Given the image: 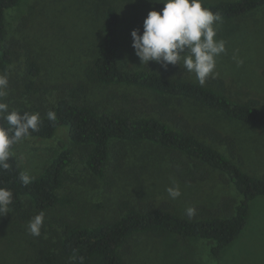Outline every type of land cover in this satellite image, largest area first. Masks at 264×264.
<instances>
[{
  "label": "trees",
  "instance_id": "1",
  "mask_svg": "<svg viewBox=\"0 0 264 264\" xmlns=\"http://www.w3.org/2000/svg\"><path fill=\"white\" fill-rule=\"evenodd\" d=\"M22 1L0 0L1 72H8L15 62V51L7 40L6 14ZM163 7L160 5V11ZM203 7L228 21L264 9V0L203 3ZM119 25L117 8L108 5L95 58L84 70L87 83L63 86L64 96L49 111L40 102L32 107L17 104L11 110L21 115L38 113L40 124L38 131H30L11 146L7 161L10 167L0 169V187L13 193L10 212L0 216V230L23 227L37 214H45L55 206H72L73 197L59 196L58 190L76 182L74 171L79 166L83 165L94 178L105 180L111 189L113 173L124 164L126 146L150 143L169 154L170 167L182 182H204L212 170H217L234 185L240 199L224 197L213 209L197 206L191 218L174 214L166 206L136 207L128 201L118 205L119 215L102 218L94 225L54 217L42 224L40 235L35 236L33 246L39 264H126L123 253L128 251L131 239L142 234L210 240L215 244L212 254L219 258L245 231L252 201L264 197V176L245 173L233 161L239 156L235 140L207 123L192 124L176 103L187 101L221 111L230 119L261 130L264 108L257 100L236 103L207 86L181 79L183 70L177 65L165 70L153 62L141 70H127L118 52ZM27 49L24 95L31 98L39 92L33 78L40 75L42 68ZM88 83L135 87L150 92L151 97L133 98L127 93L110 92L105 103H90L84 100ZM49 112L55 113V120L48 119ZM0 126L9 127L3 119ZM60 128L67 130L69 143H64L44 171L30 178L25 186L20 179L24 172L16 154L18 145L34 138L52 139ZM222 147L229 156L219 149Z\"/></svg>",
  "mask_w": 264,
  "mask_h": 264
},
{
  "label": "rangeland",
  "instance_id": "2",
  "mask_svg": "<svg viewBox=\"0 0 264 264\" xmlns=\"http://www.w3.org/2000/svg\"><path fill=\"white\" fill-rule=\"evenodd\" d=\"M221 1L235 0H203V3ZM108 5L115 6L119 14L118 52L125 68L141 70L153 63L141 64L130 34L134 29L142 34L144 19L152 10L159 12L162 3L155 0H23L6 14L7 40L15 51V62L8 72L0 71V75L8 77L7 94L0 102L7 103L9 111L17 104L32 107L36 102L49 111L64 96L63 86L87 83L84 70L95 58ZM216 27L214 39L225 41L226 52L216 58L217 75L210 76L203 85L236 103L257 100L264 108V9L222 21ZM27 48L42 68L40 75L33 78L39 92L31 98L24 95ZM237 60L242 63L238 64ZM177 66L183 70L179 78L200 84L194 73L182 64ZM88 85L84 100L90 103H105L110 92L127 93L133 98L151 97L150 92L135 87ZM176 105L192 124L207 123L233 138L239 150V156L233 161L250 176H264V130L187 101ZM67 135V130L60 128L52 139L34 138L19 144L16 154L24 175L30 178L40 175L60 153L61 146L69 143ZM126 148L123 166L113 173L111 189L105 180L94 178L83 165L79 166L74 171L76 182L58 190L59 196L70 194L73 205L55 206L44 214L43 224L57 217L94 225L102 218L119 215L118 205L122 201L136 207L166 206L183 217L189 207L213 209L224 197L240 199L234 185L217 170H212L204 182L184 183L171 169L169 154L164 150L150 143L128 144ZM224 148L219 149L229 156ZM170 187H178L180 196L171 198L167 191ZM249 216L251 221L245 231L219 258L212 254L213 241L182 239L175 234L162 238L147 234L135 236L123 258L126 264H264V197L252 201ZM27 226L0 230V264H39L33 246L35 236L29 234Z\"/></svg>",
  "mask_w": 264,
  "mask_h": 264
},
{
  "label": "clouds",
  "instance_id": "3",
  "mask_svg": "<svg viewBox=\"0 0 264 264\" xmlns=\"http://www.w3.org/2000/svg\"><path fill=\"white\" fill-rule=\"evenodd\" d=\"M152 2V0H150ZM164 5L161 11L152 10L143 21V33L138 29L131 32L132 47L141 64L154 61L165 70L169 65L181 64L190 73H194L201 85L217 73L216 58L226 52L225 41L214 39L222 18L219 13L203 7V0H155ZM235 59V57H234ZM237 63L242 61L237 60ZM7 75H0V98L7 93ZM49 120H55V113L49 112ZM0 119L9 127L0 126V169L7 170L11 146L21 141L31 132L38 131L40 116L38 113L9 111L7 103L0 102ZM22 183L27 186L30 177L22 175ZM171 198L180 196L178 187L167 189ZM13 193L0 187V216L10 212ZM191 218L194 208H187ZM44 214L34 216L28 223L27 231L38 237L43 224Z\"/></svg>",
  "mask_w": 264,
  "mask_h": 264
},
{
  "label": "crops",
  "instance_id": "4",
  "mask_svg": "<svg viewBox=\"0 0 264 264\" xmlns=\"http://www.w3.org/2000/svg\"><path fill=\"white\" fill-rule=\"evenodd\" d=\"M253 218H255V217H253ZM249 219H251L250 216H249ZM257 219H258V218H257ZM250 221H251V220H248V223H249Z\"/></svg>",
  "mask_w": 264,
  "mask_h": 264
}]
</instances>
